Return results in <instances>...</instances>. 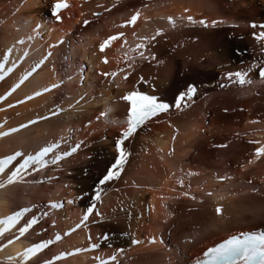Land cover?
Returning a JSON list of instances; mask_svg holds the SVG:
<instances>
[{
  "label": "bare ground",
  "instance_id": "bare-ground-1",
  "mask_svg": "<svg viewBox=\"0 0 264 264\" xmlns=\"http://www.w3.org/2000/svg\"><path fill=\"white\" fill-rule=\"evenodd\" d=\"M69 1L57 20L53 15L56 0H0V65H3L0 67V133H7L0 135V159L15 157L0 172V184L4 185L0 187V219L20 213L17 223L0 235V264H57L53 257L56 252L61 257L59 264H84L87 257L94 260L98 255L94 250L102 249L105 255L117 254L122 258L117 264H188L191 261L190 264H196L204 250L216 242L242 230L264 228V200H254L249 209L244 207L248 203L238 196L244 191L245 180L237 177L239 172L225 169L222 181L221 178L216 180L214 175L208 177L209 173L208 176L195 175L199 192L212 204L210 218L206 219L205 209L199 216L204 223L201 230L207 234L202 235L199 230L195 236H180L173 240L176 246L172 247V252L161 255L158 249L162 248V242L157 232L174 221L175 217L168 218L166 200L176 185L167 179L166 183L161 182L147 191L132 189L125 180L133 175L123 172L133 167H137L135 172L138 168L140 172L147 166L146 162L160 168L156 160V165L153 164L155 153L159 155V164L169 170L181 165L182 155H189L201 130L200 113L194 109L183 111V108L209 90L219 73L232 72L241 60L246 61L243 65H248L259 57L264 59L263 53L255 54L262 40L254 35L259 34L258 30L264 31L260 27L264 25V0ZM98 3L103 7H97ZM98 12L102 15L98 16ZM137 12L140 15L135 24H127L129 16ZM193 13L199 15L196 18L207 17L210 29L192 25L201 30H197L200 47L177 49V32L170 25L176 19L190 21L188 17ZM85 20L89 23L85 24ZM104 20L106 30L97 29L95 26ZM144 20L150 22L144 24ZM195 21L192 17L190 22ZM227 22L232 24L227 26ZM253 24L257 27L253 28ZM231 25L236 26L235 29L230 28ZM158 31L161 34L157 35ZM118 33L124 36L112 41L105 52H100V44ZM231 33L233 36L229 37ZM59 42L63 43L59 45ZM139 44L144 47L137 48ZM192 85L199 87L198 92L177 108L176 98ZM247 87L230 89L224 92L226 95L221 91L211 92L208 105L215 108L223 96L227 103L236 99L250 103L255 90L264 87V78H252ZM46 88L50 90L44 91ZM129 91L157 94L159 99L169 100L173 106L140 126L124 141L128 153L126 162L117 169V177L101 184L119 154L116 141L126 129L119 122L129 108L121 97ZM108 106L115 109L106 117L101 116L107 113ZM256 106L264 109L259 104ZM245 126L242 128L252 125L247 122ZM263 129L264 121L258 131L249 135L264 146ZM228 142V147L232 145L236 153L245 147L235 140ZM77 145V150L72 152ZM48 147L51 151L20 167L28 157H35ZM170 147L173 152L168 154ZM254 147L247 161L253 157ZM66 152L71 154L65 155ZM148 157L152 161H147ZM18 168L19 175L9 183ZM54 168L60 171H53ZM247 169L260 171L259 178L263 180L264 155L253 157L243 171ZM122 172L126 174L124 177H121ZM54 186L57 189L52 191ZM44 199L58 203L57 207L50 208L49 229L62 239L51 248L47 246L46 223L42 222ZM218 204L222 205V213L216 215L214 209ZM89 207L94 210L83 221ZM220 225L228 229L221 228L222 234H214L213 229ZM26 226L27 231L21 233L20 229ZM3 227L5 225L0 224V228ZM105 234H108L106 239ZM191 237L194 238L189 241ZM146 238L157 240V244ZM35 245L40 248L26 257V249ZM120 249L123 253H119ZM146 250L155 252L144 254ZM167 257L171 260L169 263Z\"/></svg>",
  "mask_w": 264,
  "mask_h": 264
},
{
  "label": "rangeland",
  "instance_id": "rangeland-1",
  "mask_svg": "<svg viewBox=\"0 0 264 264\" xmlns=\"http://www.w3.org/2000/svg\"><path fill=\"white\" fill-rule=\"evenodd\" d=\"M90 1L91 0H87V2H90ZM95 1H101V0H95ZM101 5L102 4L98 3L97 7H103ZM263 7H264V5H263ZM90 11H94V13H95L94 9H90ZM101 15H102V12H98V16H101ZM197 16H199V15H197L195 13L191 14V17L195 18ZM130 18H131V16H129V20H130ZM83 20H84V18H83ZM149 22L150 21H146V20L142 21V23H144V24H147ZM172 22H173V20H172ZM106 23L107 22L104 20L103 22H100L95 27L97 29H103L106 27ZM229 24H232V23L227 22V26ZM131 25H133V24H131ZM192 25H194V24H192L187 19H178V20L176 19L175 22L172 25H170L172 27V29H174L177 32L176 38H178V42H179L177 44L178 46H176L177 49H187V48L190 49V48L200 47L201 37L197 34H198V31L199 32L201 31L200 29H202V27L198 26L200 28L198 30V29L193 28L194 26H192ZM195 26H197V25H195ZM37 27H38V29H40L41 26L38 25ZM86 27L87 26H85V28ZM146 27H148L149 29H152L149 26H145L144 28H146ZM235 27L236 26H234V25L230 26V28H234V29H235ZM72 29L74 30L75 26ZM203 29H205V28H203ZM209 29H207V30H209ZM104 30H106V28ZM38 31H40V30H38ZM67 32H69V31H67ZM80 32L83 33V29H81ZM260 32H261V30H258V33H260ZM159 33L161 34V32H159ZM40 36H41V34L39 33V37ZM232 36H233L232 33L229 34V37H232ZM62 43L59 42V45ZM258 43H259V46H258V49L256 50L255 54L256 53H263V55H264V40L259 41ZM190 54H192V52ZM82 68L85 69L86 64L83 65ZM232 72L235 73V69H233ZM83 79H85V76L83 77ZM241 87L242 88H244V87L249 88V87H247L246 84H241V83L236 82L235 76H233L231 79H229L226 72L219 73L217 79L213 82V86H211V88H209V90L202 92V94L200 95V97H198V99L196 101L186 105L183 108V111L194 109L195 112L200 113L199 114V117H200L199 125L201 126V130H198V136L195 140L194 147L192 149L190 148L191 150L189 151V155H188V153L187 154L185 153L182 155V157H181L182 160L180 162L181 165L178 166L177 168H175L178 170L171 169L172 170L171 171V170H169L168 167L159 164V162H160L159 155L157 153H155L154 155L155 156L157 155V156L156 157L153 156V159H154L153 164L156 165V163H157L160 168H158L157 165L152 166V163L146 162L147 163L146 165L151 168V170H150L151 172L149 170H147V169H149L147 166L144 167L143 169L141 168L140 172L138 171L139 168L137 169L138 172L137 171L135 172L137 167L136 168L133 167L132 170H130L128 172L126 169L127 166L125 167V169L128 173L126 171H123L127 175H133V177L130 176L131 179L126 178L127 180H125L126 183H127V181H129L128 182L129 186L132 189H136V187H137V189H142V190L144 189V191H147V190H150V188L153 189V188L157 187L159 185V183H161V182L166 183L168 180L171 181L170 184L174 182V184L176 185V188H172L173 189L171 191L172 193H170L169 198L166 200V208H168V211H169L168 212V218L171 219V218L175 217L174 221H172V223L170 225H168V228L167 227L163 228L164 227L163 226L160 228L159 232H157L158 233L157 236L160 239L159 241L162 242V244H161L162 248L158 249L159 253L161 252L160 253L161 255H163V254L165 255V252H172V249H173L172 247L176 246L174 244L176 242H174L173 240L180 239L183 235L187 236V238L190 236H195V233H198V231L202 229V225H204V223H203V221H201V219H199V216H200L203 209H205V216H207L206 219H208V217L209 218L211 217L210 214H213V213H211V212H213V209L211 207L212 204H209L208 201L204 200V199H206V196H204L203 192H199V188H198V186H196L197 183L194 181V178H197L198 176L200 177L201 174H202L201 176H204V175L206 176L209 173L210 175L209 176L207 175L208 177H210V176L212 177L214 175L216 180H220L219 178H221L220 181H222V179L225 178V176L222 177V173L225 174L226 170H228L229 172H236V173L239 172L237 177L240 176V178H244V180H245L244 191H242V193L238 196V197L244 198L243 199L244 203L245 202H246V204L248 203L247 205L245 204L246 206H244V207H247V208L251 207L254 204V200L258 201V202L260 200H264V179L262 180L259 178V172L260 171H253V170L248 171L249 169H247V171H243L237 165V163L240 162L242 159H247L250 156L251 148L253 146H255L256 142H259L258 140L254 139L253 135H249V134H252L253 131H258L257 128L260 127L262 121H264V109L259 110V108L256 106V104H259L261 106L260 108H264V87L259 88L258 89L259 91H257V92L255 90V94L253 95L254 100L250 101V103H246L245 101H242L239 99L232 101V103L231 102L227 103L225 101L226 100L225 97L223 96L222 102L219 104H216L215 108L211 107V105H208V103L211 102L210 101L211 100V96H210L211 92L221 91L223 94H225L224 92H227L230 89L237 90V89H240ZM238 96L239 95H237L236 97H238ZM252 106H253V108H252ZM201 108H203V110ZM174 115L176 116L178 114H174ZM179 115H181V114L179 113ZM221 120H222V122H221ZM247 122L252 126L247 127V128H242V127H246L245 125L247 124ZM85 125L87 126L88 122ZM220 126H221V129H219ZM235 126H237V127H235ZM216 127L219 130H217ZM70 133H73V131L71 130ZM263 133H264V129H263ZM177 136H178V134H177ZM229 140H233V141L235 140L237 143L245 144L244 149L241 152H237V153L234 152L232 145L228 147V145L230 143V142H228ZM221 142H224V143H221ZM197 143H198V145H196ZM164 151H166V150H164ZM166 152L168 154H170V152H173V148L170 147ZM176 152H177V150L175 149L174 154H176ZM150 158L152 159V156H150ZM150 158L148 157L147 161L148 160L152 161ZM155 160H156V163L154 162ZM152 169H153V171H152ZM168 170H169V172H168ZM53 171H60V168H54ZM240 171H242V172L240 173ZM123 172L121 174V177L123 175L124 176L126 175ZM130 172L131 173L133 172V173L131 174ZM147 172H149L151 175ZM135 173H136V175H135ZM188 175H189V177H188ZM191 175L193 178L191 177ZM195 175L196 176L198 175V176L196 177ZM134 176H135V178H137V177L138 178L135 179ZM55 177L57 178L58 175H56ZM139 177H140V179H139ZM132 178H134V179H132ZM164 180H165V182H164ZM141 181H143V182H141ZM130 182H131V184H130ZM131 185H133L135 188L132 187ZM143 186H145V187H143ZM36 187H38V184L36 185ZM145 188H147V189L145 190ZM56 189H57L56 187L55 188L52 187V191H55ZM30 194L32 195L33 192H31ZM83 195L86 197L88 194H83ZM79 199L81 200L82 198H80V196H79ZM202 202H203V204H202ZM41 203H42L41 209L44 211V213L42 215L44 219H42V222L46 223L45 233H46V238H47V246H49L51 248L54 246V243H58L62 239L61 238L62 236L54 234V232H51V230L49 229L51 226V223H52V221L50 220L51 219L50 217L52 215L50 208L57 207L58 203L57 202L50 203L49 200L46 201L45 199ZM220 206H222V205L218 204L217 206H215L214 211H215L216 215H219L222 213V207H220ZM218 208L220 209L219 212L217 211ZM150 209H151V207L148 205L146 208L147 213H149L151 211ZM250 218H252V217H250ZM167 219L164 220L165 225H167V221L169 220V219L168 220ZM250 223L253 224V221H251ZM181 226H182V228L180 229ZM221 228L224 229L225 227L223 228V226L221 227V225H220L216 229H213L215 232L214 231H212V232L214 234L217 233V235L222 234ZM229 228H231V227H229ZM226 229H228V227H226L225 230ZM216 230H217V232H216ZM199 232H201L202 235L206 233V231H202V230ZM174 233L176 234V237L174 236ZM214 234H212V235H214ZM161 235H162V238H161ZM146 236L149 237L148 234ZM206 236H209V235H206ZM103 237H104V239H106V237H108V234H105ZM193 238L194 237H191V239L189 241H192ZM210 238H211V236H210ZM152 239L146 238V240L148 242H151L152 244L153 243L157 244V240L155 241ZM134 244L138 245L139 243L135 242ZM94 251H96V253H98V255L97 256L95 255L94 260H91V257H87L84 264H97V263L98 264H117L120 261L119 259H122L119 256H117V254H114L113 256H108L107 254L106 255L103 254L104 249L94 250ZM100 252H101V254H100ZM153 252H155V250H146L145 252L143 251L144 254L153 253ZM119 253H123L122 249L119 250ZM126 256H127V254H124V257H126ZM194 256H197V255H194ZM53 257H54V261L57 264L61 263V257L57 254V252H56V254L54 253ZM113 257H114V259H113ZM132 258H134V257H132ZM101 260H102V262H101ZM99 261H100V263H99ZM167 261H168V263L171 261L169 257H167ZM126 263H128V259L126 260ZM190 263H188V264H190Z\"/></svg>",
  "mask_w": 264,
  "mask_h": 264
},
{
  "label": "snow or ice",
  "instance_id": "snow-or-ice-1",
  "mask_svg": "<svg viewBox=\"0 0 264 264\" xmlns=\"http://www.w3.org/2000/svg\"><path fill=\"white\" fill-rule=\"evenodd\" d=\"M69 5L67 3V0H56V3L53 6V15L57 20H59L60 17V10L62 8H67ZM140 13L137 12L134 14L130 21L126 22L127 24H135L136 20L138 19ZM188 19L191 21L192 17H188ZM169 21L172 22V18L169 17ZM85 24H88L89 21L85 20ZM200 23L205 24V21H200ZM216 21H213V24H215ZM253 28L257 27L256 24L252 25ZM261 28H264V25H260ZM159 31L157 32V35H159ZM257 40H264V31L260 32L259 34H255ZM124 36V33H118L114 36L108 37L106 40H104L103 43L100 45V50L104 51L106 47L110 46V43L114 40H117ZM127 41H125L126 43ZM137 48H143V44H139L136 46ZM140 55L143 56L144 53L140 52ZM154 58V57H153ZM105 63H107V58L104 60ZM3 65H0L2 67ZM251 71V69H249ZM30 75V73H29ZM105 75H108V73H105ZM111 75L115 76V73H112ZM227 76L229 79H231L233 76L237 77L239 80V83H250V81H247L245 77L247 76V72L237 71L235 73L229 72L227 73ZM260 76L264 77V67L260 68ZM26 78V77H25ZM127 78V77H125ZM23 82V81H21ZM57 85H53L52 87H56ZM19 87V85H17ZM15 90V89H13ZM50 89H44V91H49ZM195 87L189 86L187 89V92H182L180 95L176 98V104L175 106L179 108L182 104V102L185 99V96H187L189 99L192 97V95L195 94ZM41 93H36L35 95H40ZM28 99H31V97H28ZM122 100L128 102L130 107L127 110V128L123 130L122 137L120 140L116 142L117 150L119 152L118 158L116 159L115 163L112 165V168L108 171L107 175L104 176L103 180H101V184L105 183L108 180H111L119 175V172L117 169H119L125 162L127 154L123 148L124 140H126L128 137H130L139 127L141 124H143L145 121L151 119V117L158 115L160 112L167 111L171 105L168 103H165L163 100H160L158 97L154 95H148L144 92L139 91H129L125 95L121 97ZM108 111H111L110 109ZM101 116H107V113H101ZM23 127V125H22ZM16 129H11V131H15ZM7 133H0V135H6ZM259 143V142H256ZM79 145L72 148V152H75ZM51 151V147L44 148L41 150L40 153L37 154L35 157H28V159L25 161L23 165L20 167H26L29 161H35L39 159L42 155L48 153ZM71 153H65V155H70ZM15 155H21L20 153H16ZM256 155L257 157L264 155V146L258 147L256 149ZM14 156H9L4 159H0V172L4 171L5 166L14 159ZM55 162V161H53ZM20 169L18 168L15 172L12 173V176L9 178V183H12L14 181V178L19 175ZM0 187H4L3 184H0ZM96 199H100V193H96ZM55 206V205H54ZM94 208L89 207L83 217V221H86L89 217V215L93 212ZM217 211L219 212L220 209L218 208ZM20 213H14L13 215H10L8 217H5L3 219H0V224L5 225V227L0 228V235H2L5 231H8L9 228L14 226L18 219H19ZM30 226V225H29ZM79 227V225H77ZM27 231V226L20 229V232L23 233ZM12 241H9L11 243ZM95 247V245H94ZM40 248V245H35L31 248L26 249L24 255L26 257H30L31 254H34L38 249ZM205 257H210L211 260L208 262L205 261H198L197 264H236L238 260L243 261V264H264V232L256 233V232H243L239 235H232L228 239H225L222 243H219L215 245L214 247H211L207 249V251L204 253ZM114 259V257H113Z\"/></svg>",
  "mask_w": 264,
  "mask_h": 264
},
{
  "label": "built area",
  "instance_id": "built-area-1",
  "mask_svg": "<svg viewBox=\"0 0 264 264\" xmlns=\"http://www.w3.org/2000/svg\"><path fill=\"white\" fill-rule=\"evenodd\" d=\"M257 59H254V61L252 62H257ZM260 64L264 63V59H261L260 61H258ZM238 166L241 167V169H245V167L247 166V160L246 159H242L240 162L237 163Z\"/></svg>",
  "mask_w": 264,
  "mask_h": 264
}]
</instances>
